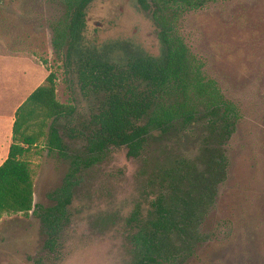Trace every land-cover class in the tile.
Masks as SVG:
<instances>
[{
    "label": "rangeland",
    "instance_id": "rangeland-1",
    "mask_svg": "<svg viewBox=\"0 0 264 264\" xmlns=\"http://www.w3.org/2000/svg\"><path fill=\"white\" fill-rule=\"evenodd\" d=\"M66 13L65 0H0V54L13 57L0 60V66L29 89L47 70L54 71L57 98L76 106L72 126H79L90 102L75 64L67 60V44L61 49L54 45ZM87 14L83 51L73 50L72 62L78 52L94 49L108 52L113 60L161 55L159 27L138 0H94ZM177 30L204 63L205 75L241 111L226 146L228 177L202 226L206 240L182 264H264V0H216L185 13ZM64 128L70 149L80 150L82 141L69 138ZM185 150L193 153V144ZM34 160L35 202L52 206V194L62 186L70 162L43 148ZM140 170L141 162L119 149L84 173L54 250L46 246L39 216H4L0 264H132L125 221L138 203L146 208Z\"/></svg>",
    "mask_w": 264,
    "mask_h": 264
},
{
    "label": "trees",
    "instance_id": "trees-1",
    "mask_svg": "<svg viewBox=\"0 0 264 264\" xmlns=\"http://www.w3.org/2000/svg\"><path fill=\"white\" fill-rule=\"evenodd\" d=\"M93 1L65 0L67 13L54 39L60 49L67 44V60L75 64L90 102L88 112L79 116V126H72L77 108L58 100L57 74L49 70L16 112L13 143L0 166V219L39 216L46 246L54 250L82 175L124 149L127 157L141 162L146 204L138 203L125 221L132 264H182L206 240L202 226L228 177L226 146L241 120L239 106L205 75L204 63L177 30L185 13L216 0H138L159 27L160 56L113 60L94 49L78 52L72 62ZM63 127L69 138L82 141L80 150L70 149ZM189 143L193 153L185 150ZM40 148L70 162L62 186L52 194L55 203L48 207L35 202L34 157Z\"/></svg>",
    "mask_w": 264,
    "mask_h": 264
},
{
    "label": "crops",
    "instance_id": "crops-1",
    "mask_svg": "<svg viewBox=\"0 0 264 264\" xmlns=\"http://www.w3.org/2000/svg\"><path fill=\"white\" fill-rule=\"evenodd\" d=\"M9 58L13 57L0 54V60L2 61ZM47 72V75L40 79L34 89H29L24 87L21 81L13 80L12 74L6 73L5 68L0 66V166L8 158L13 143L16 112L30 94L45 81L50 73L48 70Z\"/></svg>",
    "mask_w": 264,
    "mask_h": 264
},
{
    "label": "flooded vegetation",
    "instance_id": "flooded-vegetation-1",
    "mask_svg": "<svg viewBox=\"0 0 264 264\" xmlns=\"http://www.w3.org/2000/svg\"><path fill=\"white\" fill-rule=\"evenodd\" d=\"M146 54V53H145Z\"/></svg>",
    "mask_w": 264,
    "mask_h": 264
}]
</instances>
